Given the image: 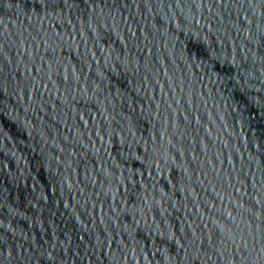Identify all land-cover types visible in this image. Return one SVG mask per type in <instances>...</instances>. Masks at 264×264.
I'll list each match as a JSON object with an SVG mask.
<instances>
[{
    "label": "water",
    "instance_id": "obj_1",
    "mask_svg": "<svg viewBox=\"0 0 264 264\" xmlns=\"http://www.w3.org/2000/svg\"><path fill=\"white\" fill-rule=\"evenodd\" d=\"M0 264H264V0H0Z\"/></svg>",
    "mask_w": 264,
    "mask_h": 264
}]
</instances>
